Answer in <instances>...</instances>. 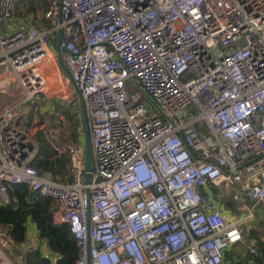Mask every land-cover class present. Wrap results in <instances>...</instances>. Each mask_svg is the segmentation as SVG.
<instances>
[{"label":"built area","instance_id":"built-area-1","mask_svg":"<svg viewBox=\"0 0 264 264\" xmlns=\"http://www.w3.org/2000/svg\"><path fill=\"white\" fill-rule=\"evenodd\" d=\"M22 1L0 0V93L18 86L24 97L0 114V204H11L10 185L51 198L77 264H225L240 243L258 255L249 224L264 205V0H48V26L15 29ZM53 42L85 99L90 183L84 134L62 143L63 112L52 126L46 115L43 136L69 157L73 182L33 165L40 147L21 105L47 96L49 70L62 81ZM236 188L253 206L230 224L215 190ZM0 264H17L1 242Z\"/></svg>","mask_w":264,"mask_h":264},{"label":"trees","instance_id":"trees-1","mask_svg":"<svg viewBox=\"0 0 264 264\" xmlns=\"http://www.w3.org/2000/svg\"><path fill=\"white\" fill-rule=\"evenodd\" d=\"M48 0H25L18 4V18L23 19L28 25L38 26L40 13L47 10ZM43 24L48 23L43 19ZM40 27V26H38ZM66 115L71 132L62 143L76 142L80 138L78 120L72 111L65 105L52 101L46 112L39 113V121L35 122L30 115V127L37 128V136L41 142L40 152L34 160L33 165L42 171H50L58 179L72 183L70 175V159L67 155L57 158L50 150L47 141L43 138L44 122L46 114H52L53 118L57 112ZM58 179V180H60ZM9 194L11 204L4 206L0 204V226L8 228L9 238L13 246L22 248L27 243L29 225L32 224L39 237L47 243L49 254L44 255L40 249H30L23 255V264H77L79 259V248L77 241L72 235L68 225L54 223L55 202L40 193L32 192L26 185H10ZM252 233L250 237H252ZM244 260L249 264H264V251L258 249V255H252L248 251Z\"/></svg>","mask_w":264,"mask_h":264},{"label":"crops","instance_id":"crops-1","mask_svg":"<svg viewBox=\"0 0 264 264\" xmlns=\"http://www.w3.org/2000/svg\"><path fill=\"white\" fill-rule=\"evenodd\" d=\"M20 22L22 23V25L18 23L17 24L13 23L15 25V29L25 28L27 26V23L24 20L23 22L22 21ZM10 91L11 90H9L8 92ZM1 94L9 95L7 93H1ZM6 97L8 100L9 96H6ZM34 121H37V120L34 119ZM25 128L28 132L31 133V135L34 137L37 144H39L40 146L41 142L39 141L38 138H36L38 129L34 130L28 124L25 125ZM44 138L46 140L45 136ZM82 142H83V139H82ZM84 142H85V137H84ZM237 188H236V191L232 189L215 190V195L217 197V200L220 203L226 215L228 223L230 224L236 223L238 220H241L248 208L247 200L244 199L242 193L240 192V189L237 190ZM255 219L256 217L254 218V220ZM249 227L251 228V233L253 234L251 239L256 243L255 245H257L258 249L264 251V227L262 226V224H259V225L256 224V227L254 228H252L249 224ZM0 242L6 248L11 247V250H12V247H14L9 236L7 238L8 245L3 243L2 240ZM25 249H29V250L30 249H33V250L40 249L44 255L49 254L47 243L39 237L36 228L32 224L29 225L27 243L22 248L17 249L19 254H21V256H14L17 259L16 261L24 262L23 255L26 252ZM247 251L248 250L245 247V245L241 243L230 247L225 252V264H249L244 261L246 257L248 256Z\"/></svg>","mask_w":264,"mask_h":264},{"label":"rangeland","instance_id":"rangeland-1","mask_svg":"<svg viewBox=\"0 0 264 264\" xmlns=\"http://www.w3.org/2000/svg\"><path fill=\"white\" fill-rule=\"evenodd\" d=\"M41 14H43V13L39 12L40 17H41ZM15 21H16L15 24L18 23V24L22 25L21 22H17V21L23 22V20H21V18H18L16 16ZM38 26H41V27L46 26V24H43V19H40ZM47 73L49 76V89H48L47 96L45 98L38 99L34 103L29 102V103H23L21 105V107H22L21 112L24 115V118L26 120L23 122V125H27V124L29 125L30 124V115L33 117V119L37 120L36 122H38L39 117H40L39 113H42V111H43V113H45L46 108L50 107V104L52 101L58 102L59 104L63 103V105H65L69 109H70V107L72 108V105L69 103H71V100L72 101L75 100V97H74L75 96V90H74L72 83L68 79V77L64 73H62L61 70H60V76L62 77V81L58 78L57 72L54 73V71L49 70ZM59 88H62V90L65 92V95L59 94V90H58ZM8 94L9 95H4V94L2 95L0 93V114L3 112V110L7 106L12 104L16 100H18V102H21L24 100L23 94L21 93V90H19L18 86H14L12 88V90L10 92H8ZM6 96H9L8 100H7ZM35 108H38V113H33L34 112L33 109H35ZM72 110H73V108H72ZM60 111H62V110H60ZM73 112H74V116L75 117L77 116L76 118L78 120V129L80 131L79 134H80L81 138H83L84 122H83L82 107H81V104H79V102H77ZM35 114H37L36 117H35ZM46 115H50V117H51V118H49L50 124L52 122L54 123L56 121V120H53L54 118H56V116L53 118L52 114L48 113ZM45 117L48 118V116H45ZM50 124H48V125H50ZM50 126H52V124ZM35 129H37V128H35ZM43 138H44V136H43ZM247 203H248L247 206L249 208H252L253 203L249 200H247ZM253 213H254V216L256 217V219L250 223V226L252 228H254V227H256V224L257 225L262 224V226L264 227V205L263 204H257L253 208ZM0 240H2L3 243L8 245L7 239L5 237H0ZM25 250H26V252L29 251V249H25ZM16 263L17 264H23L22 261H16Z\"/></svg>","mask_w":264,"mask_h":264},{"label":"water","instance_id":"water-1","mask_svg":"<svg viewBox=\"0 0 264 264\" xmlns=\"http://www.w3.org/2000/svg\"><path fill=\"white\" fill-rule=\"evenodd\" d=\"M64 39V34L61 32L60 33V37L59 40L60 42ZM54 50L57 52L58 55V63L60 68L62 69V71L64 72V74L68 77V79L70 80V82L72 83L73 87L75 88V91L80 99L81 102V107H82V114H83V122H84V137H85V156H86V171H87V176H86V181L87 183H90L91 181V172L93 170V148H92V140H91V131H90V126H89V119H88V115H87V108H86V103H85V99L84 96L82 94V92L80 91V89L77 87L74 78H73V74L71 72V70L69 69V67L66 65L65 61H64V52L66 51L63 47H61L60 44H56V43H52ZM149 100H151V98L149 96H147ZM153 103V102H152ZM155 104V103H154ZM157 106V105H156ZM88 199L90 200V194L88 193ZM90 209H88V225L90 226V221H91V216H90ZM11 252L15 255V256H21V254H19L17 247H12ZM89 264H90V255H89Z\"/></svg>","mask_w":264,"mask_h":264}]
</instances>
